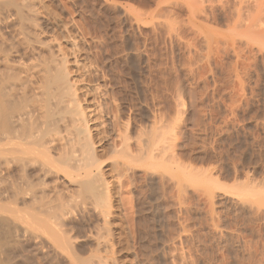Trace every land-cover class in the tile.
I'll return each mask as SVG.
<instances>
[{"label": "rangeland", "instance_id": "374dc122", "mask_svg": "<svg viewBox=\"0 0 264 264\" xmlns=\"http://www.w3.org/2000/svg\"><path fill=\"white\" fill-rule=\"evenodd\" d=\"M32 61L99 87L112 204L59 150L1 168L0 264H264V0H0L5 110Z\"/></svg>", "mask_w": 264, "mask_h": 264}, {"label": "bare ground", "instance_id": "6f19581e", "mask_svg": "<svg viewBox=\"0 0 264 264\" xmlns=\"http://www.w3.org/2000/svg\"><path fill=\"white\" fill-rule=\"evenodd\" d=\"M76 61H78L77 65L74 62L76 67H78L79 69H85L86 65L82 63L81 60L76 59ZM32 63L28 64L26 67H22V64H19L18 68L20 69V72H16L17 70H14V75H16V73H19V75L16 76H20L16 77V79L15 77L12 78V73V75H9L8 72L7 75L8 78L11 77L13 79H10L12 81L8 79V83H10V85L13 84V87L11 86V94H7V92L6 94L12 95L13 97L17 95V97L19 98L22 96L20 99V101H22L19 103L20 106L17 104L19 106V109L16 107V110H10L9 108L7 111L5 110V108L11 105L8 104V106L4 107L2 100H0V155L3 156V158L1 157L2 159H0V171L2 172L1 168L3 169V167L6 169H10L11 164L15 161L21 163L23 169L29 168V165L33 162H42L41 164L43 165V167H41L39 175L41 174L46 176L49 172H54L52 170L53 162L54 160H58L60 158V161L63 162V164H60H68V166L63 168L58 164L59 162H56L61 168H59V170L61 172L66 170L69 171L70 169L68 170V167L71 164L73 166H79L80 169H82V176L80 175V173H78V175L86 178L84 182L82 180L80 181V183L82 182L85 186L82 183L80 184V186L83 188V190H87H84L86 193L89 192L93 196V198L97 200L94 201L95 204L96 202L97 204L104 203L105 206L109 208L108 205L112 204L110 195V190L112 188H109L108 185L111 184L108 182L111 180H108V182L106 181V170L104 167H102L101 169L100 162L101 152H104L103 141L100 140L101 136H103L102 133L104 132V123L102 120V105L97 101L99 87L96 85L94 86L93 84L90 85L88 83H84L86 75H83L84 77L82 78L80 77V75L79 77L74 78V76L70 74L67 67L65 69H62L59 68L60 65L57 64L58 67L56 69L51 70L49 68L50 70L46 72V70L43 71L42 69L38 68L33 61ZM63 63L64 64H62V67L65 66V63H67L66 60H63ZM18 81L20 82L19 84L17 83ZM18 85H20V88L18 87ZM5 87L6 85L4 86V88ZM2 91L3 90H1V93H3ZM12 96H7V98H11ZM11 107L13 108V106ZM119 136L122 138V150L128 148L130 146V137L127 133V130H125V132H122V134H119ZM96 138H98L99 141ZM104 138H102V140ZM95 139L98 141V144L95 142ZM55 150H59V152L61 151V154H59L61 156H58L59 158H55L56 156H53V159L51 154H53ZM149 152V157L152 158V151ZM55 168V172H57L58 167L56 166ZM103 168L105 171H103ZM62 169L64 170L62 171ZM47 196L49 197V195ZM45 200H47L46 197ZM53 200L50 199V201ZM41 201H43V199ZM44 203L46 204L47 202ZM44 205L43 207H45L47 210V206H53L54 204H48L47 206ZM54 206L52 207L53 210L51 209V207L50 209L48 208V210H52L54 213L56 212V215L61 214L56 210V207ZM60 207L63 208V205L61 204L59 206V209ZM36 209L38 210V208ZM40 210L38 212L41 213L43 211V213H46L45 210ZM60 211L62 210L60 209ZM109 211L105 212L110 213ZM47 214L51 217V214H49V212L43 214V216L45 217H43L44 226L42 225V227L40 224L39 228L40 226L44 228L48 224H54V226L57 225V223H54V219H50ZM36 216L38 217V214ZM108 216H106V218L104 219V224L110 222ZM40 218H42V215ZM49 219L51 221L53 219V223H51ZM38 220L39 219H37V221ZM46 220L47 225L45 226ZM61 220L62 219H60L61 224H59L63 225L64 223L63 221L61 222ZM39 223L40 222L38 221V224ZM59 236L61 238V232ZM99 256L98 258L100 259ZM101 261L104 262L105 260ZM106 262L107 261H105V263Z\"/></svg>", "mask_w": 264, "mask_h": 264}]
</instances>
